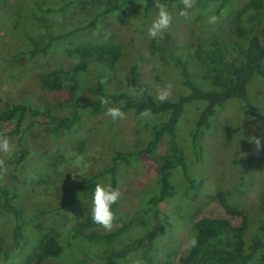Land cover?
I'll return each mask as SVG.
<instances>
[{"label": "rangeland", "instance_id": "obj_1", "mask_svg": "<svg viewBox=\"0 0 264 264\" xmlns=\"http://www.w3.org/2000/svg\"><path fill=\"white\" fill-rule=\"evenodd\" d=\"M65 1L72 0H0V108L7 103L26 102L66 114V91H50L43 87L42 78L51 69L71 71L77 59L69 56L67 50L81 42L118 44L123 49V55L113 69L97 58L92 60L86 74L90 84L101 79L106 81L104 83L109 91L126 89L134 95L131 78L135 71L137 80L155 97L157 90L167 83L173 86L171 98L188 92L179 69L151 51L153 39L148 35V28L158 11L145 17L138 3H129L125 12L112 14L98 29L90 28L63 38L47 54L39 53L33 57L29 53L19 54L31 49L33 41H47L49 32H67L73 26L91 20L94 11L83 10L77 0H73L64 12L50 14L39 10V7L58 6ZM247 1L233 0L232 8L223 11L215 25L208 23V15L218 2L209 3L211 12L208 10L205 15L201 0H196L188 19L180 15L184 7L182 3H176L170 12L172 24L164 32L170 34L191 70L197 72L198 79L206 88L212 84L202 79L203 69L195 58L194 44L211 26L220 25L228 33V15L234 14V10ZM16 9L22 10L23 14L12 22L11 16ZM248 92L250 98L264 108V80L255 77L248 84ZM79 96L83 103L93 98L87 86L82 88ZM205 105V101L188 104L179 123L180 143L186 150L191 173L202 177L203 181L195 196L188 198L184 194L187 184L180 171L175 170L172 175L180 198L163 202L160 206L169 226L165 235H158L154 252L155 258L162 264H182L181 257L188 250L186 245L193 235L195 224L202 218H227L240 225L246 217L248 235L252 236L258 232L257 223L264 217V162L253 158L259 154L264 157V129H260L251 115L243 112L242 100L230 99L218 107L210 128L202 131L205 158L198 162L192 152L190 131ZM108 106L120 107L122 103L111 102ZM108 106H104L100 114H93L90 109L82 110L80 125L57 135L51 133L49 125L41 122L43 118L35 119L30 115L25 117L20 132H16L15 123L1 126V130L8 133L6 136L14 148L7 156L0 153L8 168L1 183L12 189L14 201L21 208L24 238L22 246L16 247L13 240L15 218L0 206V233L10 254V259L4 263L5 258L0 253V264H41L39 256L43 239L51 235L59 238V264H133L135 260L145 264L140 252H133L124 260H99L100 255L142 234L146 224L141 218L116 236L113 244L105 239L94 241L88 236L114 232L122 225L119 221L114 222L111 231L93 225L85 228L83 234L75 236L77 223L91 216L95 185L108 184L110 177L105 175L85 188L78 186L90 175L108 166L117 149L134 151L144 145L151 137L152 124L166 118V114L151 113L150 117L142 119L130 110L125 112L126 119L113 121L105 115ZM22 135L30 153L25 161L17 164L12 157L20 149ZM252 135L261 137L259 151L248 139ZM165 149L166 146L161 144L152 158L140 155L132 163L120 166L117 188L121 197L116 209L124 219L130 220L138 215L146 196L158 191V162ZM242 182L244 184L240 185ZM220 188L230 192V201L239 206L240 214H229L219 202L216 193Z\"/></svg>", "mask_w": 264, "mask_h": 264}, {"label": "trees", "instance_id": "obj_2", "mask_svg": "<svg viewBox=\"0 0 264 264\" xmlns=\"http://www.w3.org/2000/svg\"><path fill=\"white\" fill-rule=\"evenodd\" d=\"M233 0H201V8L205 15L209 10V3L218 2L214 13L219 17L232 5ZM72 1H65L58 6H48L40 8L44 12L55 14L67 11ZM83 10L94 11L90 21L85 24L73 26L67 32L48 33V40L45 42L33 41L31 49L23 50L19 54H30L32 57L39 53L47 54L52 47L63 38L77 32L90 28L98 29L99 25L106 22L112 14L125 12L129 3H138L142 7L145 17L151 16L155 7V0H77ZM167 6L169 12L180 4V0H159ZM232 8V7H230ZM264 2L263 0H248L242 6L234 10V14L228 15L229 32L223 31L219 26L210 27L204 31L202 37L195 42V58L203 69V81L212 84L206 88L197 77V72L191 70L188 61L171 39L168 32L163 33L162 39H153L151 51L161 60H165L172 66L179 69L183 84L188 89L187 93H179L175 98L161 103L153 96L146 87L141 84L132 72V83L135 94L128 90L109 91L103 80L90 84L86 80V74L91 62L97 58L100 63L111 69L123 55L122 46L118 44H88L78 43L67 50L69 56L77 59L73 69H51L44 73L42 78L43 87L52 92L66 91L64 99L67 108L66 114H59L52 109L35 107L26 102L15 104L7 103L0 108V133L6 135L1 130V126L7 123H15L16 132H20V126L26 116L43 118L41 121L51 127V133L57 135L60 132H70L80 125L82 121L81 111L90 109L93 114L102 113L104 106L101 98H107L111 102L122 103L124 112L133 111L136 115L144 109H150L153 114H166V118L151 126V137L146 143L134 151L123 152L117 149L111 159V163L90 175L78 188H85L89 183L99 180L105 175H109L110 184L113 188L118 186L117 173L122 164H130L137 157L144 156L152 158L158 151L161 144L166 146V151L161 155L158 162V191L148 194L143 201V207L138 215L130 220H126L118 214L117 203L112 206L116 214V220L122 223L116 231L107 234H94L88 236L94 241L105 239L107 243H114L116 236L124 230L131 228L135 222L142 219L146 224L145 231L130 240L121 247L113 248L108 253L99 257L100 261L124 260L133 252H140L145 264H162L154 256L156 251L158 235H165L169 226L164 220V214L160 208L161 203L174 200L179 197V188L174 182L172 175L175 170H179L187 188L185 196L192 198L202 184V177L191 173L189 159L185 148L180 143L179 123L186 112V106L194 101H205L198 114L194 126L190 131V142L192 152L198 162L205 158V145L203 143L202 131L210 128L211 119L215 116L218 107L223 106L228 100L238 98L242 100V110L247 115H251L260 129H264V108L255 103L249 96L248 84L259 77L264 80V46L260 41L259 33L264 40ZM23 11L16 9L11 16V21H17ZM211 14V13H210ZM203 15V14H202ZM88 87L93 94V98L83 103L80 99V91ZM230 133V132H229ZM20 149L12 159H16L17 164H21L30 153L23 143V135L20 137ZM260 162H264V157L253 156ZM108 183V184H109ZM242 182L240 185H243ZM219 202L231 215H238L241 209L238 205L231 203L230 192L220 188L217 193ZM264 206V193H263ZM0 206L2 210L15 218L13 228V240L16 247H21L24 238L21 208L15 203L11 188L1 183L0 179ZM140 215V217H139ZM146 216V217H145ZM97 225L91 216L80 221L75 226V236L83 234L85 228ZM249 224L246 217L240 225H235L230 219L218 217H205L197 221L194 227L193 236L197 240L194 248H188L181 257L182 264H264V217L257 223L258 232L252 236L248 235ZM191 237V238H192ZM59 238L56 235L45 237L42 243V253L39 256L41 264H59ZM0 253L5 258L4 263L10 259V254L4 245V237L0 233Z\"/></svg>", "mask_w": 264, "mask_h": 264}, {"label": "clouds", "instance_id": "obj_3", "mask_svg": "<svg viewBox=\"0 0 264 264\" xmlns=\"http://www.w3.org/2000/svg\"><path fill=\"white\" fill-rule=\"evenodd\" d=\"M180 3L184 5L183 9L180 11V15L186 19L190 18V10L193 9L196 5V0H180ZM155 7L158 9L156 18L152 21L150 27L148 28V35L152 39L163 37V32L167 30L173 20L172 14L168 11L167 6L163 3H160L159 0H155ZM211 12V10H209ZM219 17L214 13L208 15V23L215 25L218 23ZM106 83V81H103ZM173 94V86L171 83L165 84L161 89L157 90L156 99L164 103L168 101ZM101 104L108 106L111 104V101L107 98H101ZM105 115L111 117L113 121L118 119H126L127 113H125L121 107L118 106H108L105 110ZM151 115L150 109H144L140 116L142 119L148 118ZM253 131L255 129L253 128ZM249 141L254 144L256 151L261 149V137L252 135L248 137ZM14 148L11 143V140L6 135L0 133V153L5 154V156L11 154ZM8 168L5 163L4 157H0V179L7 174ZM75 177V176H74ZM121 197V191L119 188H113L109 184L97 183L95 185L94 194L92 197V208H91V218L93 222L105 231H111L114 222L116 220V214L113 211L112 206L118 202ZM197 245V240L193 236L187 243V248H194ZM133 264H143L141 260L133 261Z\"/></svg>", "mask_w": 264, "mask_h": 264}, {"label": "water", "instance_id": "obj_4", "mask_svg": "<svg viewBox=\"0 0 264 264\" xmlns=\"http://www.w3.org/2000/svg\"><path fill=\"white\" fill-rule=\"evenodd\" d=\"M263 27H264V24L261 25V28H260V29H262ZM259 38H260L261 43H262L263 46H264V40H263V38H262L261 33H259ZM263 61H264V57H263Z\"/></svg>", "mask_w": 264, "mask_h": 264}]
</instances>
